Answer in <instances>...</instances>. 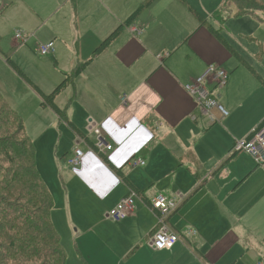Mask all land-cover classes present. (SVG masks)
Segmentation results:
<instances>
[{
  "label": "crops",
  "instance_id": "1",
  "mask_svg": "<svg viewBox=\"0 0 264 264\" xmlns=\"http://www.w3.org/2000/svg\"><path fill=\"white\" fill-rule=\"evenodd\" d=\"M146 1L0 0L1 28L30 35L27 48L14 36L23 57L12 60L28 73L19 74L14 90L5 93L0 83V91L41 100L32 127L40 144L48 132L60 136V159L76 147L84 152L79 167L68 162L72 171L53 162L60 176L50 190L53 223L70 229L81 264H97L95 247L108 249L115 264H264V165L232 151L264 121V11L237 14L231 0H153L143 7ZM50 41L55 50L37 58L46 69L36 76L27 61ZM209 65L229 73L226 88L213 91L227 116L201 110L185 90ZM64 81L54 100L61 117L42 94ZM91 123L110 138L111 152L93 150ZM137 158L146 163L133 164ZM132 192L134 214L113 221L111 210ZM159 193L182 198L168 218L181 241L163 251L150 244L158 225L151 203Z\"/></svg>",
  "mask_w": 264,
  "mask_h": 264
},
{
  "label": "trees",
  "instance_id": "2",
  "mask_svg": "<svg viewBox=\"0 0 264 264\" xmlns=\"http://www.w3.org/2000/svg\"><path fill=\"white\" fill-rule=\"evenodd\" d=\"M147 0L143 5H149ZM251 1V3H249ZM239 13L264 11L263 0H235ZM249 3V4H247ZM247 4V5H246ZM116 36H110L97 51ZM10 60V59H9ZM79 66L73 75H77ZM64 81L43 102L62 116L55 96L66 86ZM0 264H67V254L52 220L53 196L37 167L35 144L21 115L0 91ZM4 164L7 166L5 167Z\"/></svg>",
  "mask_w": 264,
  "mask_h": 264
},
{
  "label": "built area",
  "instance_id": "3",
  "mask_svg": "<svg viewBox=\"0 0 264 264\" xmlns=\"http://www.w3.org/2000/svg\"><path fill=\"white\" fill-rule=\"evenodd\" d=\"M4 5L0 2V13L3 10ZM131 30L135 33H141V30L136 26H131ZM24 34V33H23ZM22 32H18L15 35V39L18 42L27 44L30 37L28 34L23 35ZM38 50L42 55H48L55 50V42L50 41L39 45ZM168 54V53H167ZM163 54L161 57H163ZM229 73L223 68L216 67L215 65H209L206 71L193 79L192 81L185 83L184 87L188 94L195 99L198 107L209 112L211 109H218L223 116L228 115V111L225 107L215 98L213 91L222 90L228 83ZM213 85L214 89H210L209 86ZM212 120L214 118L212 117ZM90 134L94 137V151L99 154H106L113 150V144L110 138L105 134L102 127L99 124L91 123ZM233 152L244 153L249 155L256 164L264 165V121L256 126L249 135L237 139L233 146ZM84 158V152L81 148L76 147L73 154L69 157L68 162L73 167H79L82 165ZM133 164L144 165L146 162L137 158L132 160ZM136 193L132 192L123 197L118 204L111 210L109 217L116 222H120L125 218L134 214L136 209ZM182 198H172L163 193H159L152 200L151 206L153 210L157 212L158 225L155 232L150 237L151 246L158 251L170 250L178 242L181 241L179 234L171 229L168 224V218L179 206ZM197 233L194 229H189V235H195ZM257 264H263L262 261Z\"/></svg>",
  "mask_w": 264,
  "mask_h": 264
},
{
  "label": "rangeland",
  "instance_id": "4",
  "mask_svg": "<svg viewBox=\"0 0 264 264\" xmlns=\"http://www.w3.org/2000/svg\"><path fill=\"white\" fill-rule=\"evenodd\" d=\"M231 1L235 2V0H231ZM249 3H251V1ZM249 3H247V4H249ZM260 16H261V14H260ZM254 19L258 21V18H253V20ZM3 26H5V24L0 25V83H1L4 91H6L5 93H9V90H14L16 88L17 79L18 78L22 79V77H20L19 74L21 72L24 74L28 73L26 70H23L20 66L14 67L15 64L12 61V60L16 61L17 58L21 59L23 57V53L20 52V47H24V48H27V47L22 42H17V45L20 47L14 46V36L18 32H22V34L25 33L24 31H22V29L16 28L13 31V33H11V32L3 30L1 28ZM260 27H261L260 25L257 26V28H260ZM247 30H251L252 32L255 31L251 26H248ZM259 34H261V33H259ZM28 41H29V39H28ZM260 41L263 42L262 39H260ZM261 50L263 51V54L261 57H263L264 56V42L262 43ZM36 51H37V53L35 51H34V53L37 54V56L35 55V57L29 58V60L27 61V64H31L29 70L32 71V73L34 75L39 76V77H43V73L41 71H43L46 68L42 65H39V63H37V58L41 59V60L44 58H42L43 56L40 58L41 54L38 50V47L36 48ZM16 64H18V63H16ZM11 74H13V76H11ZM20 89H23V88H20ZM224 89H222V90H224ZM222 90H218V91H222ZM23 93L24 92H22L21 94H23ZM22 97H24V96H22ZM22 97L5 98V99L21 115L29 136L31 137L33 142L35 141L36 156L39 153L37 166H38L39 171H40L44 181L46 182L49 190H51L54 193L53 186H52L53 181H55L54 177L57 174L56 179L58 177L60 180V176H59L58 171L53 169V166H52L53 162L63 160L65 163V166L67 167L68 170L72 171L73 169L68 164V158L64 159L62 156V158L60 159L61 156L59 157V155H61V152H60L61 148L59 145L60 136H58V137L53 136L48 132L46 138L44 140H42L41 144H40L38 137L36 136V132H35V129L32 127V124H33V122L37 121V111L42 109L41 106L43 104L41 105V100L39 102H37V101H34V98H22ZM44 115L48 116L46 114H43V116ZM60 122L66 124L65 121H60ZM1 129H2V131L0 134L4 135L7 128L1 127ZM0 159L4 160V155L1 153H0ZM60 163H62V162H60ZM4 166L7 167L5 164H4ZM67 172H70V171H67ZM54 206H55V204H54ZM55 227H56V225H55ZM56 229L60 235L62 245L66 251V254H67V263L68 264H77L76 261L77 262H79V261L77 260V258L75 256H76V253L78 252V251H76L78 248L69 239L70 238V229L68 231H66V233L64 231H62L60 227L59 228L56 227ZM91 254H92L91 258L94 259L97 264H115L114 256L106 248L95 247L91 251Z\"/></svg>",
  "mask_w": 264,
  "mask_h": 264
}]
</instances>
